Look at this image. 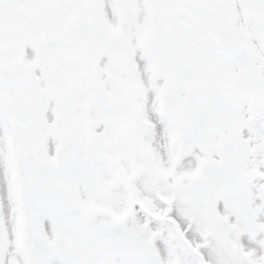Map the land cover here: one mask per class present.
<instances>
[{"label": "snow or ice", "instance_id": "obj_1", "mask_svg": "<svg viewBox=\"0 0 264 264\" xmlns=\"http://www.w3.org/2000/svg\"><path fill=\"white\" fill-rule=\"evenodd\" d=\"M0 264H264V0H0Z\"/></svg>", "mask_w": 264, "mask_h": 264}]
</instances>
